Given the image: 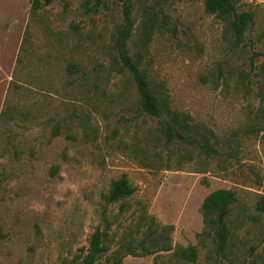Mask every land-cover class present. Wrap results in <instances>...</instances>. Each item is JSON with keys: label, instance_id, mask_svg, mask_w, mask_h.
Returning a JSON list of instances; mask_svg holds the SVG:
<instances>
[{"label": "rangeland", "instance_id": "1", "mask_svg": "<svg viewBox=\"0 0 264 264\" xmlns=\"http://www.w3.org/2000/svg\"><path fill=\"white\" fill-rule=\"evenodd\" d=\"M96 2L0 0V264H61L98 228L108 250L96 264H264V0H235L254 12L240 44L204 0H132V51L157 14L166 28L143 67L212 133L214 157L167 142L142 112L115 59L122 2ZM122 174L135 192L109 203ZM219 188L238 197L223 252L202 210ZM189 247L195 260L182 255Z\"/></svg>", "mask_w": 264, "mask_h": 264}, {"label": "trees", "instance_id": "2", "mask_svg": "<svg viewBox=\"0 0 264 264\" xmlns=\"http://www.w3.org/2000/svg\"><path fill=\"white\" fill-rule=\"evenodd\" d=\"M53 1L31 0L34 9L49 5ZM119 1L122 2L123 17L122 23L113 36L115 59L119 72L128 73L134 82L142 112L159 119L161 134L167 142L175 139L190 140L196 143L207 156H217L220 151L213 144L212 133L209 132L208 128L203 124L194 122L189 113L173 109L163 84L155 83L148 70L143 67L148 44L156 30L166 28L165 22L157 14H149L144 19L143 36L141 38L142 49L132 51L130 40L135 27L132 15L133 3L132 0ZM101 3L102 0H97L96 5L98 6ZM204 4L209 13L216 14L226 21V29L236 43L240 44L244 41L245 34L254 20V12L249 10L240 11L235 0H204ZM85 6L88 8L87 4ZM77 69L75 63L70 65V70L76 71ZM232 154L234 155V153ZM148 163L152 164V162ZM134 192L135 187L127 175L122 174L112 181L105 198L109 203H113L132 196ZM237 200L235 190L219 188L210 192L202 204L206 222L215 233L217 249L222 252L229 247L231 231L228 216L232 205ZM257 208L264 211V196L259 199ZM104 238L105 231L100 228L96 229L90 236L87 250L77 254L69 261H63L61 264H96L100 256L108 250ZM141 247L145 250L144 253H151L146 246L142 245ZM129 251L130 253H138L137 248H132V246H129ZM182 255L195 260L197 250L195 247H189L187 250L182 251ZM114 264H122L121 259L116 260Z\"/></svg>", "mask_w": 264, "mask_h": 264}]
</instances>
